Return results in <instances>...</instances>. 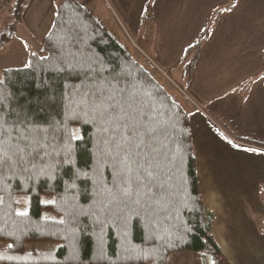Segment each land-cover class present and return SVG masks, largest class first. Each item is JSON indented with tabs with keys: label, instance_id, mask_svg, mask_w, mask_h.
Instances as JSON below:
<instances>
[{
	"label": "trees",
	"instance_id": "trees-1",
	"mask_svg": "<svg viewBox=\"0 0 264 264\" xmlns=\"http://www.w3.org/2000/svg\"><path fill=\"white\" fill-rule=\"evenodd\" d=\"M58 2L29 63L0 71V264H167L183 251L232 264L203 200L188 112L91 6ZM236 2L186 49L187 79ZM26 3L13 0L0 43L17 36Z\"/></svg>",
	"mask_w": 264,
	"mask_h": 264
},
{
	"label": "crops",
	"instance_id": "crops-1",
	"mask_svg": "<svg viewBox=\"0 0 264 264\" xmlns=\"http://www.w3.org/2000/svg\"><path fill=\"white\" fill-rule=\"evenodd\" d=\"M79 1L105 22L106 7H118L126 18L124 27L140 36L148 0ZM229 1L155 0L154 21L138 55L189 114L201 192L216 215L213 233L219 246L232 264H264V0H237L221 11L190 79L182 68L186 49L212 12ZM10 2L0 9V20ZM56 2L27 0L19 26L26 24L37 42L52 24L48 18ZM31 51L29 46L0 51V57L10 60L1 69L27 65ZM217 124L260 149L232 143ZM186 253L190 251L170 254L167 264L174 259L184 264Z\"/></svg>",
	"mask_w": 264,
	"mask_h": 264
},
{
	"label": "rangeland",
	"instance_id": "rangeland-1",
	"mask_svg": "<svg viewBox=\"0 0 264 264\" xmlns=\"http://www.w3.org/2000/svg\"><path fill=\"white\" fill-rule=\"evenodd\" d=\"M9 1H11V2L7 7H5V10L3 11L4 13L2 14L3 17L0 20V30H2L6 26V24L11 21V17L9 16V14L12 11L13 0H9ZM9 1L7 2V4L9 3ZM58 3L59 2L57 0L56 4L53 6V8L51 10V15L48 18V21L50 20V22L47 21L48 23L53 22L56 5ZM109 3L111 4L110 1H109ZM105 5H106V2H105ZM32 8H34V6H32ZM106 9H107V13L109 15L107 22H105L107 24V26L111 30H113L115 33H117L119 36H121L122 40H124L130 46V49L133 52V54L135 55V57L140 62H142L140 60L141 59L140 56L138 55V51H140L139 44H141L143 41L146 40V38L148 37L149 31L147 29H144V27H143V28H141L140 36L138 37L137 36L138 34H136V36H135V34L132 33V31L130 29H128V27H124L125 23H126L125 22L126 18H123L121 11L118 7L116 8L113 5H110L109 7L107 6ZM110 14H111V17H110ZM18 28H20V29H18V32L20 35L16 36L13 40H11L8 43H3V44L0 43V51L4 52L7 50L17 49L18 47H22V46H26V47L29 46L30 49H32V51H39L41 42H39V41L37 42V40L31 38L35 35L32 34L29 29H27L26 24L18 26ZM123 28H125L126 30ZM122 30L124 32L123 36L121 34ZM6 58H8V56L0 57V65H2L3 63H8L10 61L9 59H6ZM152 62H153V65L155 68L160 69L156 62H154V61H152ZM0 71H1V66H0ZM162 72H163V70H162ZM186 254H188V255H186V259L184 260V262H182L184 264H210V262H211L209 256L203 252L190 251V253H186ZM179 263H181V261H177L176 259H174V261L172 262V264H179Z\"/></svg>",
	"mask_w": 264,
	"mask_h": 264
},
{
	"label": "built area",
	"instance_id": "built-area-1",
	"mask_svg": "<svg viewBox=\"0 0 264 264\" xmlns=\"http://www.w3.org/2000/svg\"><path fill=\"white\" fill-rule=\"evenodd\" d=\"M8 0H0V9L2 8V6H4L7 3ZM217 126L221 129V131H223V133L229 138V140L237 145H241V146H246V147H250V148H259V146H256L246 140H242L239 138H236L230 134H228L220 125L217 124Z\"/></svg>",
	"mask_w": 264,
	"mask_h": 264
},
{
	"label": "snow or ice",
	"instance_id": "snow-or-ice-1",
	"mask_svg": "<svg viewBox=\"0 0 264 264\" xmlns=\"http://www.w3.org/2000/svg\"><path fill=\"white\" fill-rule=\"evenodd\" d=\"M245 151H255L254 149H246Z\"/></svg>",
	"mask_w": 264,
	"mask_h": 264
}]
</instances>
